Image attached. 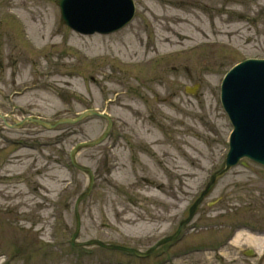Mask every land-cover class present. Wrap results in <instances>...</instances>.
<instances>
[{
	"label": "rangeland",
	"instance_id": "obj_1",
	"mask_svg": "<svg viewBox=\"0 0 264 264\" xmlns=\"http://www.w3.org/2000/svg\"><path fill=\"white\" fill-rule=\"evenodd\" d=\"M55 1L0 0V113L53 121L93 108L112 125L98 147L76 154L95 183L78 205L82 244L72 247L74 201L88 179L68 153L107 122L87 116L48 130L0 119V264H148L93 242L146 249L183 220L189 227L174 250L215 248L234 226L264 232V166L249 159L218 179L188 219L228 149L221 80L234 64L264 58V0H132L133 20L108 34L61 24ZM116 132L125 139L110 148ZM227 246L174 264H249L241 250L261 253L264 239L243 235Z\"/></svg>",
	"mask_w": 264,
	"mask_h": 264
},
{
	"label": "water",
	"instance_id": "obj_2",
	"mask_svg": "<svg viewBox=\"0 0 264 264\" xmlns=\"http://www.w3.org/2000/svg\"><path fill=\"white\" fill-rule=\"evenodd\" d=\"M56 3L61 10V23L82 33L111 31L124 25L133 15L131 0H57ZM87 20H95L96 24L87 25ZM221 90L222 103L233 123L234 131L230 139L226 166L213 176L208 188L213 184L217 175L235 164L241 156H248L264 164V60H247L234 67L224 79ZM94 113V111H85L74 118H63L54 122L26 117L19 124L31 121L46 128H53L57 124L73 123ZM106 133L107 131L94 142L77 144L70 153L73 165H76L74 154L77 150L99 142ZM76 166L89 175L90 182L87 190L76 200L75 209L92 184L91 171L86 167ZM198 202L199 200L196 201L193 208ZM75 215L78 227L77 210Z\"/></svg>",
	"mask_w": 264,
	"mask_h": 264
},
{
	"label": "bare ground",
	"instance_id": "obj_3",
	"mask_svg": "<svg viewBox=\"0 0 264 264\" xmlns=\"http://www.w3.org/2000/svg\"><path fill=\"white\" fill-rule=\"evenodd\" d=\"M238 27V25L237 24H235L233 27H232V29L233 28H237ZM116 48H118V46H115ZM134 52V50H132V49H128L127 51H126V54L127 55H130L131 53H133ZM117 56L118 57H122L120 54H117ZM135 61H139L141 64H146V61H141L140 60V57L138 58V59H135ZM149 83L150 82H147V84L149 85ZM159 92H161V90L159 89L158 90ZM137 107L139 108V107H144V104L142 103V101L140 100V101H137ZM164 109L166 110V108L164 107ZM179 119V118H178ZM159 135V132H158V130L156 129V131L154 132V136L155 137H157ZM247 233H245L244 231H239V232H237L236 233V237H240V236H243V235H246ZM251 239H255L256 240V238H253V237H251Z\"/></svg>",
	"mask_w": 264,
	"mask_h": 264
},
{
	"label": "flooded vegetation",
	"instance_id": "obj_4",
	"mask_svg": "<svg viewBox=\"0 0 264 264\" xmlns=\"http://www.w3.org/2000/svg\"><path fill=\"white\" fill-rule=\"evenodd\" d=\"M119 139H121L122 141H124L125 136H120ZM118 145H119V144H118ZM118 145H117V146H118ZM115 146H116V145H115ZM115 146H114V147H115ZM110 148H111V146H110ZM163 235H165V234H163ZM163 235H162V236H163ZM156 241H157V238H156ZM151 245H152V244H151ZM171 249H172L171 247H170V248H166L165 251L168 252V251H171ZM157 250H158V249H155V250L152 252V255H153V256H156V251H157Z\"/></svg>",
	"mask_w": 264,
	"mask_h": 264
}]
</instances>
